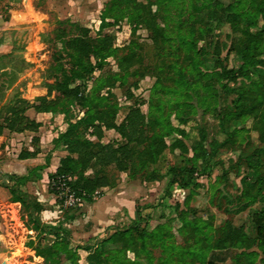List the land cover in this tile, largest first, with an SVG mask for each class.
I'll return each mask as SVG.
<instances>
[{
  "label": "rangeland",
  "instance_id": "374dc122",
  "mask_svg": "<svg viewBox=\"0 0 264 264\" xmlns=\"http://www.w3.org/2000/svg\"><path fill=\"white\" fill-rule=\"evenodd\" d=\"M21 1L11 0V25L5 29L0 25V55L3 56L0 59V68L5 67L7 72H12L15 76L14 87L5 92L6 98H11L14 90H17L22 98L31 101L45 93L46 90L41 85L51 67L57 65L55 59L60 58L59 64L62 68L70 67L68 57L62 53V44L81 28H89L91 35H95L100 12L108 0H53L52 7L40 0L38 5L41 14L29 8L21 11L24 8ZM157 1L115 0L107 21L119 23L108 30L115 33L113 44L116 47V58L124 54H134L133 61L137 62L133 70H137L138 88L132 89L134 98L131 101L146 102L141 108L147 112L148 103L156 105L159 100V106L164 108L166 114L169 111L168 102L176 95L159 96L151 92L152 86L156 82L158 92L165 87H173V80H178L173 65L177 68L184 67V73H187L188 61L183 59L184 47L179 46L175 40L155 47L150 40V31L143 24L130 26L127 23L129 16L134 17L137 11L142 19L154 16L151 22L155 20L158 27L172 37L178 21L195 24L197 33L200 26L203 32L196 41V47L202 50L199 57L202 61L200 69L206 74L211 75L218 71L220 64L228 68H238L241 60L233 51L238 35H235L233 27L223 15V8L233 0H175L176 5L170 1ZM192 2L197 9L190 7ZM5 3L7 0H0V13H6ZM200 3H205V6L198 10ZM140 21L141 19L138 22ZM260 25L264 26V23L261 22ZM132 27L135 32L131 35ZM181 30L185 32L184 26ZM259 30L260 27L252 28L253 32ZM262 34L264 40V28ZM259 60L260 63L255 68L257 75L254 77L264 84V46L261 48ZM106 64L93 75L94 78L107 77L100 84L101 87L109 83L113 72L118 71L114 59L110 58ZM142 75L144 77L139 79ZM188 78L191 76L188 75ZM131 84L132 80L129 79L125 87L110 89L119 105L117 121L123 117L124 109L129 106L124 96L126 89L132 88ZM206 84L210 85L205 100L209 110L198 107L196 99L186 102L195 109L194 113L186 114L189 121L181 127L191 136L190 140H184L188 153L172 156L166 151L155 166L157 174L163 176L162 180L148 186L151 191L142 190L141 196L132 197L127 203L123 202L124 216L119 220L115 217L116 214H111L109 217L114 223L102 234L92 233L94 225L88 214L91 204L101 195L123 188L129 181H124L126 178L135 180L137 185L143 183L149 172L134 175L132 172H124L121 175L114 167H108L104 173L109 176L112 185L107 189L97 190L91 197V203L72 190L74 197L78 198V205L69 208L61 206L58 194L51 189L52 182L49 193L46 192L44 182L39 184L38 191L43 192L45 197L35 195L29 182L30 176L34 179L40 175L36 168L32 172L28 171V175H12L15 177L10 180L12 183L4 182L0 173V187L8 189L9 193L7 199L0 194V264H69L68 254L61 253L62 246H57L52 252L53 255L48 251L55 236L63 234L70 237L71 248H84L77 251V264H93L98 255L101 264H206L209 261L214 264H264V248L259 249L256 241L257 224L264 220V193L251 201L245 197L246 191L241 183L243 179L256 182L253 172L243 165L255 149L264 148V136L260 135L257 122L251 117L243 121L231 120L225 128L228 132H234V136L230 138L232 140L221 144L216 150L211 148L210 142L214 137L218 143L226 138L219 133L220 122L217 115L232 109L235 95L221 94L215 99L213 90H220L215 76L201 80L200 85ZM231 85L249 88L250 82L239 78L237 83ZM89 86H94L92 81ZM107 91L104 89L101 93ZM181 102H184L183 99ZM153 111L157 114V111ZM82 113L79 106L72 105L70 114L74 121ZM171 121L174 123L173 118ZM204 127L207 138L200 147L196 144L200 137L197 129ZM107 138L111 140V137ZM192 148L197 150L195 156ZM41 158L47 160V157ZM2 159L1 156L0 160ZM181 167L187 170L184 175L175 173L169 176L171 168ZM190 169L191 173L188 172ZM258 171L264 176V162ZM85 175L92 176L93 173L87 170ZM170 178L179 182L187 180L189 187L183 188L177 183L169 185ZM144 184L146 185L145 182ZM127 230H133L131 238L125 236L108 241L116 232ZM233 230L241 231L247 238L254 240L253 246L246 250L256 254L252 256V263L244 257L237 260L240 250L229 246ZM141 233L144 234L146 252L140 247L138 236ZM210 236L213 244L217 240L218 244L215 246H220L221 240L227 245L219 249H205L202 261L187 253L191 249L205 247L206 238ZM96 246L100 253L95 252Z\"/></svg>",
  "mask_w": 264,
  "mask_h": 264
},
{
  "label": "trees",
  "instance_id": "16d2710c",
  "mask_svg": "<svg viewBox=\"0 0 264 264\" xmlns=\"http://www.w3.org/2000/svg\"><path fill=\"white\" fill-rule=\"evenodd\" d=\"M162 1H170L171 4L176 5L175 0H158L157 2ZM113 2L115 0H108L100 12L99 25L94 36L91 35L89 28H81L72 38L62 44V53L68 57L70 67L67 69L62 68L59 64L60 58L55 59L57 65L51 67L41 85L46 90L45 95L37 96L29 101L22 98L17 90H14L13 96L6 98L5 92L14 87L15 76L12 72H7L5 67L0 68V135L5 130L14 133L36 132L40 124L26 115L29 109H33L36 113L64 114L67 128L57 135L53 140V145L55 149H61L67 155L59 160L55 172L48 175L49 185L52 182L51 189L56 194L57 178L69 176L72 178V181L68 183L71 190L77 192L79 196H83L84 200L89 203L92 202L91 197L97 190L112 185L111 179L104 173L106 168L112 166L118 173L132 172L133 175L137 173L144 174V171L149 172L144 178L146 187H148L162 180L163 176L157 174L158 170L155 166L166 151L172 156H183L188 153V147L184 140H190L191 136L181 127L189 121L186 114L194 113L195 109L194 106L186 102L196 99L198 107L206 108V110L210 109L209 105L205 103L206 93L210 91V85H200L202 79L205 80L215 76L217 85L220 88V90H213L215 99L221 94L235 95L232 100V109L217 115L220 122L219 133L226 138L218 143L217 138L214 137L210 142L211 148L216 150L221 144L232 140L230 138L234 136V132H228L225 128L227 122L231 120L243 121L251 117L257 122L260 135L264 136V84L254 77L257 75L255 68L260 63L261 48L264 46L262 38L264 26L260 25L261 22L264 23V0H233L223 8L224 17L229 25L233 27L235 35H238L233 51L234 55L240 58L241 64L238 68H228L220 64V69L214 72V75L206 74L200 69L202 61L199 60V57H201L202 50H198L196 47V41L201 38L203 32L200 26L197 28V33L194 27L195 24L189 21L185 24L178 21L176 32L172 37L164 33L155 20L151 22L154 16L142 19L141 14L137 11L134 17H128L127 23L130 26L143 24L150 31V40L155 47H159L162 43L170 40H175L179 46L184 47L183 59L188 61L187 73H184V67L177 68L173 65L172 68L175 69L176 76H178V80H173V87H165L158 92L156 82L152 86L151 92L157 93L159 96L163 94L176 95L168 102L169 111L166 114L164 108L159 106L161 104L159 100L156 104L158 106L148 103L147 112H144L141 108L146 105V102L131 101L134 98L132 89L138 88L137 70H133L137 66V62L133 61L134 54H124L116 58V47L113 44L115 33L112 34L108 30L118 26L119 23L117 21H107L110 17L108 15L112 11ZM195 6L193 2L190 3L191 8L197 9ZM204 6L205 3H200L198 10ZM2 18L5 20L4 16ZM139 19H141L140 22H138ZM182 26H184L185 32H182ZM258 27H260L259 31H252V28ZM134 32L135 29L132 27L131 35ZM2 57L0 55V59ZM110 58L115 60L118 71L113 72L109 78V83L101 87L100 84L107 77L94 78L93 75L95 72L101 71ZM188 75L191 76V80ZM143 77L144 75L140 76L139 79ZM239 78L248 80L250 87L238 88L232 86L231 84L237 83ZM129 79L132 80V88L126 89L124 97L128 102L131 101V104L126 107L127 111L123 119L116 122L119 105L110 89L125 87ZM90 81L94 86H89ZM104 89L108 91L101 93ZM109 99H114V101ZM182 99L184 102H181ZM73 104L79 106L83 111L81 117L75 121L70 114ZM153 110L157 111V114ZM171 118H173L174 123ZM107 130H114L119 135V139L104 142V132ZM197 131H199L200 137L196 144L202 147L207 138L206 127L201 130L197 129ZM32 140L36 141V138L34 137ZM192 150L195 156L197 150L196 148H192ZM36 153V149L33 152L21 151L18 158L34 157ZM248 156L250 157L245 159L243 166L253 172L256 182L251 183L243 179L241 183L246 191L245 197L253 201L264 193V176L258 171V168L264 162V148H257ZM47 163L48 159L46 160ZM45 167L43 165L36 167V169L42 172ZM149 167L150 170H147ZM192 169L188 172L191 173ZM87 170H90L93 175H85ZM186 171L184 167L171 168L168 173L169 176L175 173L184 175ZM9 178L13 180L15 177L11 175ZM173 183H177L183 188L189 187L187 180L179 182L174 178H170L168 184ZM13 201L20 202V200ZM187 223L193 225L191 222ZM132 231L116 232L108 241H115L125 236L131 238ZM142 233L144 232L142 231ZM256 233L257 247L263 250L264 220L257 224ZM138 237L141 243L140 247L145 251L144 234ZM232 237L229 246L240 250L237 254V260L244 257L249 263H252V256L256 254L246 250L253 246L254 240L247 238L238 230H233ZM211 238V236L206 238L205 247H197L187 253L196 260L202 261L206 250L219 249L227 245L225 241L221 240L219 242L220 246H215L218 242L216 240L213 244ZM70 245L71 241L68 235H56L54 242L48 247V251L53 255V250L57 246H62L61 253L66 252L68 254L69 264H77V251L84 248L79 246L71 248ZM97 249L98 246L95 247V252L100 253ZM98 257L93 260V264H101ZM206 264L214 263L209 261Z\"/></svg>",
  "mask_w": 264,
  "mask_h": 264
},
{
  "label": "crops",
  "instance_id": "0c3cea01",
  "mask_svg": "<svg viewBox=\"0 0 264 264\" xmlns=\"http://www.w3.org/2000/svg\"><path fill=\"white\" fill-rule=\"evenodd\" d=\"M1 1L4 2L6 0ZM38 1L40 0H22L21 2L25 9L23 8L21 11L24 12V10L29 8L37 14H41L42 12L39 10L40 7L38 5ZM42 1H44L45 4H48L50 7L53 5V0ZM11 5V0H7V3L4 4V10L6 13H0V25L3 26L2 29H5L12 23L11 13L13 10ZM2 16H4L5 20L2 18ZM1 45L2 40L0 38V46ZM45 93L39 96L45 95ZM130 104L131 103L128 102V105ZM124 110L126 113V108ZM26 115L38 122L40 126L36 132L25 131L22 133H14L7 130L3 131V133L0 135V157H3V159L0 160V173H2V179L4 182L12 183V181L8 179L10 175H15L16 177L26 174L28 175V171L32 172L33 168L45 165L46 167L42 172H40V177L33 179L32 176H30L31 181L29 182L34 188L35 195H41L45 197L43 192L38 191L39 184L40 182H44V184H46V192L49 193L48 175L55 172L59 165V160L67 155L65 151L54 148L53 140L59 133H62L66 130L67 123L64 114L61 113H36L33 109H29L26 112ZM123 117L116 122H120ZM104 135V142H108L110 140L107 138V136L111 137V140L119 139V135L114 130H107L104 132ZM34 137L36 138V141L32 140ZM35 149L37 150V153L34 155V157L26 159L18 158L21 151L33 152ZM42 156L47 157V164L46 158H41ZM121 175H123V173H121ZM124 181L128 182H126L123 188L117 189L107 195H101L97 200H95V202L91 204L88 214L91 218L92 224L94 225V229L92 230L94 235L102 234V232L107 231V229L111 227V223H114L109 217L111 214L114 213L116 214L115 217H117V219H122L121 217L124 216L123 202L127 203L130 198L141 196L140 191L142 190L146 189L151 191L150 187H146L144 182L137 185L135 180H130V178H126ZM0 194H2L7 199L9 196L8 189L0 187ZM125 199L126 201H124ZM38 201L41 200L38 199ZM91 227L93 226L91 225Z\"/></svg>",
  "mask_w": 264,
  "mask_h": 264
},
{
  "label": "built area",
  "instance_id": "2783aa9c",
  "mask_svg": "<svg viewBox=\"0 0 264 264\" xmlns=\"http://www.w3.org/2000/svg\"><path fill=\"white\" fill-rule=\"evenodd\" d=\"M72 181L69 176H60L56 180V190L61 206L64 208L75 207L78 205V198L74 197L73 191L70 190L68 183Z\"/></svg>",
  "mask_w": 264,
  "mask_h": 264
}]
</instances>
